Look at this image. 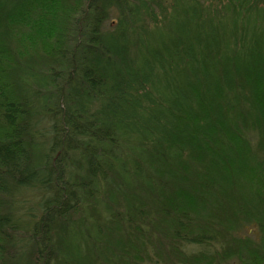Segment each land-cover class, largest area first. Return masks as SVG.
<instances>
[{
	"label": "trees",
	"instance_id": "1",
	"mask_svg": "<svg viewBox=\"0 0 264 264\" xmlns=\"http://www.w3.org/2000/svg\"><path fill=\"white\" fill-rule=\"evenodd\" d=\"M0 264H264V0H0Z\"/></svg>",
	"mask_w": 264,
	"mask_h": 264
},
{
	"label": "rangeland",
	"instance_id": "2",
	"mask_svg": "<svg viewBox=\"0 0 264 264\" xmlns=\"http://www.w3.org/2000/svg\"><path fill=\"white\" fill-rule=\"evenodd\" d=\"M112 20H113V18H112ZM48 127H49V125H48ZM27 196H28V198L30 200L29 201L30 202V205L28 207L31 209V208H33L35 206V204L37 203V200L40 199V195L37 194L36 192H34V193L33 192L32 193L30 192V193L27 194ZM24 208H27V206L25 205ZM24 221H25V218H24Z\"/></svg>",
	"mask_w": 264,
	"mask_h": 264
}]
</instances>
